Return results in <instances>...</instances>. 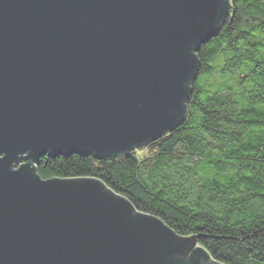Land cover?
<instances>
[{
  "label": "water",
  "instance_id": "95a60500",
  "mask_svg": "<svg viewBox=\"0 0 264 264\" xmlns=\"http://www.w3.org/2000/svg\"><path fill=\"white\" fill-rule=\"evenodd\" d=\"M231 10V0H0V264H223L101 179H43L37 164L127 153L177 128L196 52Z\"/></svg>",
  "mask_w": 264,
  "mask_h": 264
},
{
  "label": "trees",
  "instance_id": "16d2710c",
  "mask_svg": "<svg viewBox=\"0 0 264 264\" xmlns=\"http://www.w3.org/2000/svg\"><path fill=\"white\" fill-rule=\"evenodd\" d=\"M231 14L196 52L184 122L136 150L41 156L37 174L95 177L223 264H264V0Z\"/></svg>",
  "mask_w": 264,
  "mask_h": 264
},
{
  "label": "rangeland",
  "instance_id": "374dc122",
  "mask_svg": "<svg viewBox=\"0 0 264 264\" xmlns=\"http://www.w3.org/2000/svg\"><path fill=\"white\" fill-rule=\"evenodd\" d=\"M147 143H145L141 146H137V147L131 149L130 151H128L127 153L132 152L133 150H136V154L138 153V156L141 159L148 158V157L152 156V148L150 146H147L146 145Z\"/></svg>",
  "mask_w": 264,
  "mask_h": 264
},
{
  "label": "bare ground",
  "instance_id": "6f19581e",
  "mask_svg": "<svg viewBox=\"0 0 264 264\" xmlns=\"http://www.w3.org/2000/svg\"><path fill=\"white\" fill-rule=\"evenodd\" d=\"M185 240H186L185 237H180V238L177 240V242H178L179 245H182V244H184Z\"/></svg>",
  "mask_w": 264,
  "mask_h": 264
}]
</instances>
